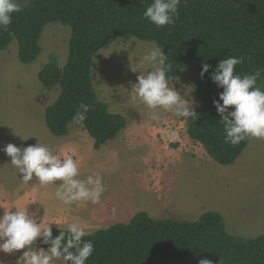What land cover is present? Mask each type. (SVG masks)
<instances>
[{
  "label": "rangeland",
  "instance_id": "374dc122",
  "mask_svg": "<svg viewBox=\"0 0 264 264\" xmlns=\"http://www.w3.org/2000/svg\"><path fill=\"white\" fill-rule=\"evenodd\" d=\"M27 1L18 0L21 7ZM69 35L67 25L46 24L39 40L42 50L28 64L18 60L15 39L0 50L1 201L5 203L15 192L24 195L31 188L36 199L30 212L38 210V219L72 222L85 218L90 233L115 223H127L139 211L154 219L189 221L203 212L216 211L231 235L253 238L264 234V139H251L235 162L224 166L188 137L182 118L161 110L159 121L150 120L149 110L133 99L131 85L140 75L132 69L138 68L152 42L115 37L96 52L92 61L91 80L99 100L109 112L126 120L125 127L113 139L93 149L92 138L74 123L69 124L63 136L50 133L44 109L56 99L59 85L45 86L37 73L51 55L63 67ZM140 70L150 68L145 65ZM200 72L201 67L189 61L173 79L174 87L192 102L194 109L200 103L194 93ZM257 86L264 90V80ZM37 142L61 157L72 156L79 163L81 179L100 172L108 185L101 202L65 206L54 197L56 185L40 186L34 180L24 184L3 149L9 143L23 148ZM34 193L29 195L31 199ZM6 204L10 208L14 201ZM94 213L100 222H92ZM22 251L10 257L0 252V264H23ZM202 259H173L163 264H199Z\"/></svg>",
  "mask_w": 264,
  "mask_h": 264
},
{
  "label": "trees",
  "instance_id": "16d2710c",
  "mask_svg": "<svg viewBox=\"0 0 264 264\" xmlns=\"http://www.w3.org/2000/svg\"><path fill=\"white\" fill-rule=\"evenodd\" d=\"M153 0H28L12 14L7 31L0 30V50L15 39L17 58L28 64L42 50L40 37L50 22L70 28L68 53L62 68L51 55L37 73L45 86L59 85L56 99L44 109L45 124L54 136L68 131L71 117L83 102L91 105L81 128L99 149L125 127V118L111 113L97 96L91 80L96 52L115 37H132L163 47L176 79L189 61L211 67L194 82L200 103L198 119L189 118L188 137L200 144L216 163L230 165L250 142L236 146L224 142V126L213 100L223 91L210 79L218 62L229 56H246L236 72L243 75L264 68V0H181L174 27H156L143 17ZM264 74L258 80L259 85ZM222 103V101H220ZM232 110L231 108L229 109ZM53 228V238L58 235ZM91 240L94 253L86 264H163L173 259L203 258L212 264H264V234L244 238L229 234L222 215L203 212L196 220L154 219L135 213L127 223L96 229ZM47 247L46 245H39Z\"/></svg>",
  "mask_w": 264,
  "mask_h": 264
},
{
  "label": "clouds",
  "instance_id": "9594fccd",
  "mask_svg": "<svg viewBox=\"0 0 264 264\" xmlns=\"http://www.w3.org/2000/svg\"><path fill=\"white\" fill-rule=\"evenodd\" d=\"M180 3L181 0H153L143 17L158 28L168 26L171 30L179 17ZM22 10L18 0H0V30L7 31L12 14ZM246 58L243 55L224 58L210 74L212 82L223 89L218 100H213V106L224 126V142L232 146L251 139H264V90L257 86L264 68L243 75L237 73L236 66L242 65ZM145 65L150 70L141 71ZM210 67L202 64L201 78ZM171 69L172 64L163 47L153 41L138 68L132 69L138 70L140 75L131 85V92L133 99L149 110L150 120L159 121L163 110L182 118L187 125L189 118L195 121L199 114L192 102L174 87L169 78ZM90 110L91 105L81 102L71 117L72 123L83 125ZM3 151L10 157V164L24 184L35 180L40 186L56 185L54 197L65 206L82 201L99 204L107 191L108 185L100 172L79 178V163L72 156L55 154L45 144L37 142L21 148L9 143ZM12 208L3 209V215H0V252L23 250L20 257L23 264H55L58 260L64 264H86L93 255V242L83 239L91 235L85 223L38 219V210L30 212L26 206L15 208V211ZM53 225L59 233L54 238ZM40 244L47 247H40ZM199 264H212V261L202 259Z\"/></svg>",
  "mask_w": 264,
  "mask_h": 264
},
{
  "label": "crops",
  "instance_id": "0c3cea01",
  "mask_svg": "<svg viewBox=\"0 0 264 264\" xmlns=\"http://www.w3.org/2000/svg\"><path fill=\"white\" fill-rule=\"evenodd\" d=\"M57 154V153H56ZM33 183H35L36 184V181L34 180V182ZM31 191V188H30V190L29 191H26L25 190V193H24V195H21V192H15L16 194H14V195H12V194H10V193H7V194H9L11 197L10 198H8V199H5L6 200V202L5 203H3L2 201H1V199H2V196L0 197V214L1 215H3V209H5V208H7L6 207V203H8V202H12V201H14V206H12V207H14V208H21V207H27L28 209H29V211H30V209H32V205H33V203H34V200L36 199V194L34 193V192H30ZM3 193H4V190H2L1 192H0V195H3ZM34 193V197L31 199L30 197H29V195H32ZM22 204H23V206H22ZM14 208H12V209H14ZM13 211V210H12ZM67 212V211H66ZM68 213V212H67ZM95 214L96 213H94V220L92 221L93 223H98V222H100V221H97V215L95 216ZM104 215V214H103ZM88 216V215H87ZM91 216L92 215H89V217H87V219H89L90 220V218H91ZM105 216V215H104ZM101 218V217H100ZM99 218V219H100ZM102 219V218H101ZM87 221V220H86ZM81 222L82 223H85V224H87V222H85V218L84 219H82L81 220ZM91 222V221H90ZM15 254V256H16V254L18 255V252H14V253H7V256H9L10 257V255H14ZM56 262H59V263H62L63 261H56ZM55 262V263H56ZM58 263V264H59ZM63 264H64V262H63Z\"/></svg>",
  "mask_w": 264,
  "mask_h": 264
}]
</instances>
